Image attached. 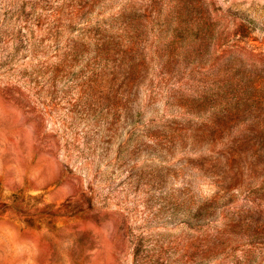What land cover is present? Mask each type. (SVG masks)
<instances>
[{"label": "rangeland", "instance_id": "1", "mask_svg": "<svg viewBox=\"0 0 264 264\" xmlns=\"http://www.w3.org/2000/svg\"><path fill=\"white\" fill-rule=\"evenodd\" d=\"M0 264H264V0H0Z\"/></svg>", "mask_w": 264, "mask_h": 264}]
</instances>
